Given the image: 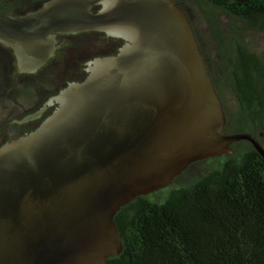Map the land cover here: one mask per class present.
Listing matches in <instances>:
<instances>
[{
  "label": "water",
  "instance_id": "water-1",
  "mask_svg": "<svg viewBox=\"0 0 264 264\" xmlns=\"http://www.w3.org/2000/svg\"><path fill=\"white\" fill-rule=\"evenodd\" d=\"M83 31L127 43L63 89L37 131L0 148V264H105L123 249L115 217L137 197L193 163L232 154L237 142L264 159L251 134L225 131L177 0H49L26 15L0 11V42L23 69L56 54L57 34Z\"/></svg>",
  "mask_w": 264,
  "mask_h": 264
},
{
  "label": "trees",
  "instance_id": "trees-1",
  "mask_svg": "<svg viewBox=\"0 0 264 264\" xmlns=\"http://www.w3.org/2000/svg\"><path fill=\"white\" fill-rule=\"evenodd\" d=\"M184 2L177 0L182 10ZM191 3L214 51L190 17ZM186 14L222 100L225 131L249 133L264 148V44L251 45L264 37V0H186ZM221 16L230 19L225 27ZM229 93L236 111L226 106ZM231 148L124 206L115 217L123 249L105 264H264V159L249 141Z\"/></svg>",
  "mask_w": 264,
  "mask_h": 264
},
{
  "label": "flooded vegetation",
  "instance_id": "flooded-vegetation-1",
  "mask_svg": "<svg viewBox=\"0 0 264 264\" xmlns=\"http://www.w3.org/2000/svg\"><path fill=\"white\" fill-rule=\"evenodd\" d=\"M43 4L36 2L21 12L0 5V11L20 16L37 11ZM100 8L95 6L93 13ZM56 39V54L48 60L46 54H39V60L25 69L20 67L14 49L0 42V148L37 131L57 109L55 98L63 89L84 81L95 59L114 56L127 43L103 31L57 34Z\"/></svg>",
  "mask_w": 264,
  "mask_h": 264
},
{
  "label": "rangeland",
  "instance_id": "rangeland-1",
  "mask_svg": "<svg viewBox=\"0 0 264 264\" xmlns=\"http://www.w3.org/2000/svg\"><path fill=\"white\" fill-rule=\"evenodd\" d=\"M36 2H41L40 0H0V5L4 8L12 9V10H18V11H24L29 8H31L32 4ZM191 7L189 9L187 5V9L190 11V17L193 20V23L195 27L198 28V30L202 33L206 43L211 47L210 49L214 51V42L212 40L211 33L209 32V28L207 27V23L204 20L202 13L200 11V7L198 4L191 3L189 4ZM185 11H186V0L183 5ZM220 22L223 27H225L228 23H230V19H228L225 16L220 17ZM99 38L97 36H94V41L98 42ZM73 40H70L72 42ZM252 44H264V37L259 38H253L251 41ZM212 56H215L214 53L211 54ZM226 106L233 111H236V102L233 99V95L229 93V95L226 96Z\"/></svg>",
  "mask_w": 264,
  "mask_h": 264
}]
</instances>
